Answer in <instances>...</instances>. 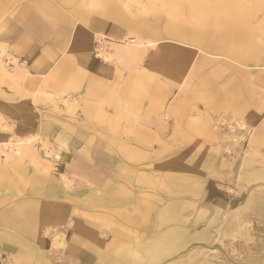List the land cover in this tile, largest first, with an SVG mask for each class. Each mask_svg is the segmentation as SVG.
Segmentation results:
<instances>
[{"label": "rangeland", "instance_id": "374dc122", "mask_svg": "<svg viewBox=\"0 0 264 264\" xmlns=\"http://www.w3.org/2000/svg\"><path fill=\"white\" fill-rule=\"evenodd\" d=\"M40 1L41 0H0V33L3 32L6 24L15 22H20L25 27L26 24L30 22L31 25L37 28V24L35 25V23L30 20L31 17L29 16L31 15L29 12L33 10L32 6L35 2ZM180 1L182 0H112L114 5L106 9L105 14L102 16L98 14H89L88 11L93 6H88L87 2H83V0H73V4L69 5L71 8H68L67 4L64 5L57 1L53 2L57 10L67 15L66 29L68 31L66 34L69 33L70 35L67 50L60 53V56H58L56 60L57 62L53 66L55 67V65L63 59L64 52L71 55L70 53L73 52L72 50L74 49L70 47L71 42L73 43L72 40L81 39V43L89 46V55L102 67H105L107 78L104 83L107 85L103 87V90H92L88 92L85 88L86 84H82L79 88L66 89V87L62 85L69 79L63 78L61 79V86L48 85L46 88L39 89L40 91L38 90L39 92H37L36 89H32L29 85L26 86L24 84L26 95L22 100L27 104L26 110L17 107L20 106L18 104H14V107H11L13 109H10V100L0 99V137L4 135L0 138V162L3 161L0 163V184L8 188V190H6L7 196L5 199L8 203L4 206L11 204L12 202L10 200H17L21 197L34 195L36 190L39 191L38 188L42 186L45 176L53 167V162H47L48 158L43 155L46 149L41 147L37 154L40 161H44L40 162V166L32 163V161L27 158L23 159L19 167L14 165L16 170L14 169L15 171L13 173L20 176L18 182L13 180L10 174L12 172H10V169L8 170L9 164L7 161L14 164L15 160H19L18 155L15 153L17 144L32 140L33 144L37 145V143L40 144L43 141V135L33 131V129L37 128L36 121H34L35 119L33 117L38 119V117L42 118L43 116H47L50 119L59 118L66 122H72L75 118L82 117V106L90 104L94 111L90 117L85 119L87 126H83V128L85 127L90 134H92L90 141H92L94 137L100 139L108 153L112 154L109 156L115 159L114 169L106 180L92 182L90 184L91 190L83 197L67 198L72 209V215L68 219L67 225L73 230L76 226L82 225L83 229H81V231L76 232L74 230L79 240L75 243L69 242L66 240L65 234L61 232V229L56 228L59 230H54L52 244L48 249V256H46L42 250H38L37 246L33 245L36 248L35 250L38 251L37 256H34L38 264H84V261L88 260L89 256L94 253V244L100 246L101 241H105L106 245H104L103 248L108 250L112 245L115 246L119 242L126 240L129 235L139 238L145 237L153 228L149 229V226H146L144 221H140V217L142 215H147L148 218H152V198L157 196L165 198L175 197L169 189V184L174 183V181L176 183L187 181L188 184L203 185L200 193H198L199 195H190V198L188 194H182L176 197H189L192 201L199 200L202 202L207 200L209 202H214L216 207H213V210L215 213L218 212V214H214L215 220L213 223L209 224L210 226H204L202 220V222L197 223L198 225L195 224L189 228V233L191 235L190 241H192L189 242V248L198 247L206 253L209 252L208 254L210 255L208 256L209 258H207L204 257L205 253H199L197 254L198 256L196 255L198 258L194 255L193 259L190 260L191 262L198 263V259H202V257L204 260L206 258L208 260L210 259L211 262L216 261L215 263L218 262L221 264L225 262L229 264H255L257 261L258 263L264 261V205L258 197L260 191H252L255 185L254 182V184L249 183L248 186L238 180V172L243 164L242 159L248 162L253 161V163H255V161L257 163L264 162V53L257 51L256 57H258L259 60L251 61V59L247 60V56L238 54L235 56V53L230 51L231 49L241 50L242 52L249 50L246 45H255L253 47L257 49L264 46V4H258V0H236L235 4L238 2V6H243L245 3L251 5L255 3L254 5L257 6V9L253 8L257 16L254 15L252 17V23L247 27L253 30L243 35V42L242 40H235L232 37V40L229 38L228 42H226L227 51L222 53L219 52L218 54L214 52L215 50H213V48L211 49L212 51L206 49V46L209 44V42L206 41L217 40L216 38H218L221 32V34L231 33L233 35L234 33H240L244 28H231L230 31H228L224 29V27L213 25L215 24L213 22L214 16L218 14L225 0H190L195 1V3L186 8L183 7L189 0H183L185 3L182 8L178 7ZM89 2L90 0H88V3ZM198 4L200 6H198ZM94 7L98 8L97 6ZM73 8L75 11H72L74 10ZM197 8L199 11L196 10ZM113 9H116L122 16L126 17L128 20H132V22L144 21L152 28L150 32L142 31L143 36H141L148 39L147 46L144 48L143 54L131 62L123 63V60H121L119 63H116L115 61H109L103 58L98 53L102 50L108 51L111 49L110 46H108L110 42L121 43L123 38H134L135 35L130 33L125 26L123 27V25L116 23L114 26L115 30L103 31L98 30L93 24H87L91 20L101 17L110 19L115 23L113 19L108 18L109 15L115 16L114 13H110ZM68 10H71V12L69 13ZM174 10L176 11V15L172 14ZM193 11H196L197 16H194ZM198 12H201V14ZM38 16L41 15L38 13ZM193 17H200L202 18L200 20L203 21L199 24H195ZM205 18H207V20ZM259 20L263 22H258ZM44 23H46V21H44ZM171 23L176 27L186 28L200 33L203 37V41L196 44L169 34L167 29L168 26H171ZM48 27L49 26H46L44 31L38 28L36 31L38 34L43 33L45 35H51L52 29ZM244 30L247 29L245 28ZM256 35L257 38L255 37ZM60 38L58 40H60ZM252 38L254 39L252 40ZM5 46L6 51L10 53L8 45L5 44ZM220 54H222V56ZM224 55L226 57H224ZM207 56H211L212 60L210 61ZM238 56L240 57L235 59V57ZM16 58L20 60L18 57ZM204 58H207V62ZM3 59L6 62V68L11 71L10 68L12 64L9 56H5ZM204 61L206 63H204ZM216 63L219 65L213 67L217 65ZM116 66L118 68L121 66V70L119 69L121 74L117 72V75V73H115ZM221 66L224 68H218ZM176 75L177 77H175ZM118 76L119 79L116 78ZM26 81H29V79L23 82L26 83ZM41 83L43 84L45 82L42 81L39 84ZM210 83L213 84L211 85ZM212 86L214 89L210 88ZM36 88L38 89V87ZM14 89L15 86L8 76L0 77V90L15 95V92L18 91H14ZM137 92H139L140 95ZM63 96H65V98L67 97L69 101L71 99L77 101L76 110L74 108L73 110H66L68 109L67 107L65 111L57 109L56 106L59 107L63 104ZM162 100L165 105L162 110L166 113V116H162L164 125H160L153 119L156 113L152 110L149 111L148 108L151 103L158 105L162 103ZM5 104L7 107H5ZM32 107L38 108V110L33 111L31 109ZM30 116V123L27 122V127L22 129V126H16L17 122L20 125H24V119ZM221 117L226 118L230 124L234 125V130L237 131V137L229 136V127L221 121ZM242 119L243 122L250 126L251 134L254 133L256 129L257 131L259 130L252 141L251 138L249 139L250 136H242L245 134V130L240 129L236 125L241 122ZM215 122L219 125L215 124ZM223 124L226 125V127ZM73 127L75 126L73 125ZM25 130L32 132L26 133ZM28 137L30 138L28 139ZM259 137H261V139ZM235 141H238V144ZM50 145L52 146V144ZM124 146L126 147L124 148ZM58 149L59 148H53L52 150ZM127 150L129 151L128 155ZM2 151L5 152V155ZM84 151L86 152L85 149ZM87 153L88 152H86V154ZM138 154L142 158L136 159L134 157H138ZM129 156L131 160L128 159ZM4 158L7 160L4 161ZM56 158H60L59 154L56 155L55 159ZM198 159L200 162L198 161V163H196ZM4 163H6L8 171L5 169ZM191 163L194 164L191 165ZM203 163H205V165ZM24 165L30 166L32 170H25L23 168ZM191 169L192 171L189 175ZM175 174L176 176H174ZM140 176L146 177V182L141 180ZM154 177L156 178L154 179ZM184 177L187 179H184ZM150 178L151 181H149ZM170 178L173 179L170 180ZM7 179L13 180L14 184L16 182L12 189L8 187L10 184L8 183L7 185V182H9ZM191 179L194 183L190 182ZM65 182L66 186H69L68 184L71 183V180L66 178ZM150 194H152L151 197ZM216 196H221V201L219 199L215 201ZM254 199L255 201H253ZM243 205L244 207H242ZM4 206H0V209ZM193 206H186L182 211V213H184L183 216L187 217V219H193L195 216L193 213L198 212L197 207L195 205ZM234 209H236L235 212L233 211ZM241 210H244L243 213ZM226 213L228 216H225ZM229 213L233 217L229 216ZM140 214L141 216H139ZM223 215L225 216L224 218L222 217ZM235 217H238L237 221H234ZM225 218L227 220H225ZM228 218L233 220L230 222ZM238 221L239 223L241 222L240 226L243 227L244 230L237 226ZM156 224V227L159 228L160 226H158L159 222L157 220ZM199 224L200 227H204L203 230L207 231L204 232L205 235L201 233L203 237L196 232L197 227L199 228ZM226 229H231L233 232L236 230V233H232L231 231L227 233ZM241 230L248 231L250 234L243 233ZM211 232H213V234H211ZM56 233H58L59 236H57ZM196 233L199 235H195ZM226 234L228 235L226 236ZM194 236L196 241L193 239ZM214 237H217L215 238L216 240ZM201 239L203 240L201 241ZM182 252L183 255L186 254V251L183 250Z\"/></svg>", "mask_w": 264, "mask_h": 264}, {"label": "bare ground", "instance_id": "6f19581e", "mask_svg": "<svg viewBox=\"0 0 264 264\" xmlns=\"http://www.w3.org/2000/svg\"><path fill=\"white\" fill-rule=\"evenodd\" d=\"M57 2H60V3H63L64 5L67 4L68 8H71L69 7V5H72L73 4V0H56ZM54 0H41L40 2H35V4L32 6V9L34 10L33 11V15L31 16L30 20L33 21L35 23V25L37 24V28L40 30L42 29L43 31L45 30L46 26H49L51 27V35L49 36V38L51 39V37L53 38V40H57L58 37H59V34L62 35V34H66V30H63V28L66 29L67 27V15L59 10H57L55 4L53 2H56ZM77 1V0H76ZM201 1V0H200ZM248 1V0H247ZM255 1V0H254ZM83 2H87V5L92 7L90 8V10L88 11L89 14H92V15H95V14H98V15H104L105 14V10L108 9L109 7H111L112 5H114V2H112V0H90V2L88 3V0H83ZM244 2V1H243ZM258 4H264V0H258L257 1ZM165 3V2H164ZM185 2L180 1L178 3V7L182 8L183 5H184ZM193 3H195V1H188L186 2V4L184 5L183 8H186L187 6H191ZM199 3V2H198ZM236 3V0H225V2L223 3L222 5V8L219 9V12L216 16H214V23L213 24L214 26H219V27H224V29L230 31L231 28H239V27H244L243 30H241L240 33H234L233 35L231 33H224V34H221L218 36V38H216L217 40H214V41H206V42H209V44L206 46V43H205V46H206V49L208 51H210L212 48L213 50H215L214 52H217L219 54V52H226L227 51V45H226V42H228V39L231 37L234 38L235 40H242L243 42V39H244V34L246 33H249L251 32V30H253L252 28H247L252 22V17L254 15H256V11L255 9L253 8H256L257 9V6L256 5H251V4H245L243 6H238L237 4H239L237 2ZM253 3V2H252ZM220 4V3H219ZM243 4V3H242ZM30 5V4H29ZM155 5V4H154ZM216 5V4H215ZM238 7H237V6ZM75 6V5H74ZM77 6V5H76ZM94 6H97L98 8H95ZM177 6V5H176ZM198 6H200L198 4ZM28 7V6H27ZM78 7V6H77ZM76 7V8H77ZM215 7V6H214ZM29 8V7H28ZM81 8V7H80ZM64 9V8H63ZM74 9V8H73ZM214 9V8H213ZM81 10V9H80ZM103 10V11H101ZM140 10V8H139ZM197 11L198 8L196 9ZM201 10V9H200ZM212 10V9H211ZM67 11V10H66ZM69 11V10H68ZM72 11H75L72 10ZM101 11V12H100ZM186 11V10H185ZM71 12V10L69 11V13ZM212 12V11H211ZM38 13L41 15V16H38ZM80 13V12H78ZM86 13V12H85ZM110 13H114L115 16H111L109 15L108 18H111L115 21V23H119L121 25H123V27L125 26L126 29H128L130 31V33H133L135 36L134 38H131V39H128V38H123L122 39V42L121 43H115V42H110L108 46H110L111 49H109L108 51H99L98 53L105 59L109 60V61H115L116 63L120 62L121 60H123V63L125 62H131L133 61L135 58L137 57H140L143 52H144V48L147 46V43H148V39L145 38V37H142L143 36V32H146V31H151L152 28L149 27L148 23L147 22H144V21H138V22H132V20H128L126 17L122 16L116 9H113V11H111ZM142 13V12H141ZM194 13V16H197L196 14V11H193ZM199 14H201V12H198ZM213 13V12H212ZM77 14V13H75ZM88 14V15H89ZM173 15H176V11L174 10ZM171 14V15H172ZM81 15V14H80ZM83 15V14H82ZM183 15V14H181ZM75 16V15H74ZM257 16V15H256ZM262 16V15H261ZM264 16V14H263ZM78 17V16H77ZM81 17V16H80ZM85 17V16H84ZM82 17V18H84ZM202 18H203V15H202ZM200 17H193L194 19V22L195 24H199L201 21L203 20H200L202 19ZM259 18V17H257ZM76 19V18H75ZM81 19V18H80ZM207 20V18H205ZM260 19V18H259ZM46 21V23H44V21ZM77 20V19H76ZM87 20V19H85ZM80 21V20H79ZM149 21V20H148ZM209 21V20H208ZM255 21V19H254ZM262 20H259L258 22H260ZM264 21V20H263ZM262 21V22H263ZM76 23V21H75ZM150 23V22H149ZM184 24V23H183ZM205 24V23H204ZM212 24V23H211ZM263 24V23H261ZM171 26H168V29H167V32H169V34H172V35H175L177 36L178 38H181V39H186V40H189L191 42H194V43H200L201 41H203V37L200 33L198 32H194V31H191V30H188L186 28H181V27H176L175 25H173V23L170 24ZM193 25V24H192ZM151 26V25H150ZM194 26V25H193ZM255 26V25H254ZM48 27V28H49ZM153 27V26H152ZM191 27V26H190ZM61 28V29H59ZM155 28V27H154ZM195 28V27H194ZM247 29V30H244V29ZM259 28V27H258ZM217 29V28H216ZM215 29V30H216ZM219 29V28H218ZM235 30V29H234ZM257 30V29H256ZM141 31V32H140ZM206 31V29H205ZM234 32V31H233ZM257 32V31H255ZM259 32V30H258ZM214 33V31H213ZM219 33V32H218ZM217 33V34H218ZM212 34V33H211ZM216 34V33H215ZM142 35V36H141ZM145 35V34H144ZM248 36V34H247ZM257 38V35L255 36ZM211 38V37H210ZM255 38V39H256ZM254 38H252L253 40ZM249 40V39H248ZM258 41V40H257ZM241 42V44H242ZM249 42V41H248ZM254 42V41H253ZM230 43V42H229ZM235 43V42H234ZM228 44V43H227ZM238 44V43H237ZM248 44V43H247ZM257 45V44H256ZM248 46L249 50H245V51H241V50H235V49H231L230 51L235 53V56L238 55H241V56H247V60H250L251 61H255V60H259L257 56V51L259 52H262L264 53V46H261L259 49L257 48H254L253 46L251 45H246ZM5 47L2 43H0V77H4V76H8L10 78V80L12 81L13 84H16V86H20V83H22L23 85L25 84L26 86H30L32 87V89H36L37 92H39L40 90L39 89H43V88H46L48 86V83L49 81H52L53 83L56 82L58 80V74L59 73H63L65 71H69L73 68H76L75 67V64L74 62H70V61H66V63L62 66H58L56 68V72H54L53 76L48 79H45L43 80V82L45 83H41V84H35V83H31L29 81H26L23 82L24 80H26L28 77H29V73L28 71L24 68V67H21L20 66V63H18V61L13 58V57H10V55H8V53L6 52L5 50ZM109 48V47H108ZM180 48V47H179ZM195 48V47H194ZM205 48V47H204ZM185 49V48H184ZM203 49V48H202ZM67 50V48H66ZM173 50V49H172ZM244 50V49H243ZM180 51V50H179ZM205 51V50H204ZM212 51V50H211ZM178 52V51H177ZM184 52V50H183ZM181 52V53H183ZM198 52V51H197ZM207 52V51H206ZM253 52V53H252ZM166 53V52H165ZM172 53V51H171ZM179 53V52H178ZM213 53V52H212ZM185 54V53H184ZM208 54V53H207ZM206 54V55H207ZM232 54V53H231ZM170 55V54H169ZM212 55V54H210ZM222 56V54H220ZM5 56H9L10 58V61H11V64H12V67L10 68L11 71H9L7 68H6V62L4 61L3 57ZM163 56V55H162ZM178 56V55H177ZM219 56V55H217ZM176 57V56H174ZM211 56H207L208 59H210V61L212 60V57L210 58ZM224 57H226L224 55ZM240 56L238 57H235V59H238ZM171 58V57H170ZM178 58V57H177ZM180 58H181V55H180ZM183 58V57H182ZM186 58V57H185ZM206 58V59H207ZM205 59V58H204ZM205 59V61L207 62V60ZM219 59V58H218ZM180 60V59H179ZM214 60V59H213ZM232 60V59H231ZM178 61V60H177ZM182 61V60H181ZM180 61V63H181ZM204 61V63H206ZM209 61V60H208ZM209 61V63H210ZM216 61V60H215ZM214 61V62H215ZM220 61V60H219ZM228 61V60H227ZM194 62V61H193ZM197 62V61H196ZM229 62V61H228ZM250 62V61H249ZM246 63V62H245ZM217 64V63H216ZM239 64V63H238ZM243 64V63H242ZM247 64V63H246ZM207 65V64H205ZM204 65V66H205ZM219 64H217L216 66L212 65L213 67H217ZM241 65V64H240ZM245 65V64H244ZM25 66V65H24ZM117 67V66H116ZM115 67V73H120V67L116 68ZM170 67V66H169ZM198 67V66H197ZM209 67V66H208ZM172 68V67H171ZM203 68V67H202ZM218 68H224L223 66L221 67H218ZM120 69V70H119ZM194 69V67H193ZM212 69V68H211ZM78 70H81V68H77V69H74V71H78ZM223 70V69H222ZM179 71V70H178ZM224 71V70H223ZM246 71V70H245ZM244 71V72H245ZM216 72V71H215ZM214 72V73H215ZM114 73V74H115ZM117 73V75H118ZM180 73V72H179ZM75 74V73H74ZM69 75L71 78L72 81H79V79L81 80V76L78 77L77 75ZM121 74V73H120ZM119 74V76H120ZM210 74V73H209ZM116 75V76H117ZM211 75V74H210ZM119 76L116 77L119 79ZM68 77V76H67ZM112 77V76H111ZM177 77V75L175 76ZM242 77V76H241ZM115 78V76H114ZM175 79V78H174ZM190 79V78H189ZM70 80V81H71ZM208 80V79H207ZM71 81V82H72ZM243 81V80H242ZM42 82V81H41ZM75 82H72V83H75ZM182 82V80H181ZM212 82V81H211ZM239 82V81H238ZM246 82V81H245ZM248 82V81H247ZM81 83V82H80ZM98 83V82H96ZM170 83V82H169ZM214 83V82H213ZM213 83H210L211 85ZM217 83V82H216ZM78 84V83H76ZM192 84V83H191ZM215 84V83H214ZM247 84V83H246ZM94 84H90L89 88H91ZM96 85V84H95ZM98 85V84H97ZM182 85V84H181ZM187 85V84H186ZM209 85V84H208ZM242 85V83H241ZM68 86V85H67ZM81 86V85H80ZM175 86V85H174ZM173 86V87H174ZM38 87V89L36 88ZM71 87V86H70ZM75 87L77 88V86L75 85ZM96 87V86H95ZM217 87V86H215ZM236 87V86H235ZM210 88H213L210 87ZM16 89V88H15ZM14 89V91H15ZM107 89V88H106ZM214 89V88H213ZM217 89V88H216ZM234 89V88H233ZM20 90V89H19ZM39 90V91H38ZM143 90V89H142ZM145 90V89H144ZM239 90V88H238ZM20 91H23V90H20ZM204 91V90H203ZM44 92V90H43ZM63 92V91H62ZM113 92V91H111ZM143 92V91H142ZM145 92V91H144ZM219 92V91H218ZM221 92V91H220ZM42 93V92H41ZM139 94V92H137ZM167 93V92H166ZM17 94V93H15ZM46 94V93H45ZM114 94V93H113ZM229 94V93H228ZM140 95V94H139ZM167 95V94H166ZM175 95V94H174ZM179 95V94H178ZM155 96V95H154ZM162 96V95H161ZM229 96V95H228ZM242 96V95H241ZM141 97V96H140ZM146 97V96H145ZM238 97V96H237ZM239 97H240V94H239ZM107 98V97H106ZM114 98V97H113ZM162 98V97H161ZM63 101L62 103L68 108L66 110H73V108L75 109L77 107V101L76 100H68V98H62ZM105 99V98H104ZM143 99V98H142ZM240 99V98H239ZM59 100V99H58ZM224 100V99H223ZM234 100V99H233ZM236 100V99H235ZM104 101V100H103ZM102 102V101H101ZM106 102V101H105ZM160 102V101H158ZM138 103H139V100H138ZM202 104V103H201ZM63 105V106H64ZM206 105V104H205ZM138 106V105H137ZM192 106V105H191ZM229 106V105H228ZM245 106V105H244ZM132 107V106H131ZM165 105H164V102L162 100V103L158 104V105H155L153 103H151L148 108H149V111L152 110L153 112H155L154 116L155 118H153L155 121H157L160 125H164V120L162 119V116H166V113H164V111L162 110V108H164ZM65 108V107H64ZM261 109V107H260ZM263 109V108H262ZM76 110V109H75ZM259 110V109H258ZM247 111V110H246ZM262 112V111H261ZM71 113V112H70ZM122 113V111H121ZM151 113V112H150ZM1 114V113H0ZM107 114V113H106ZM116 114V113H115ZM260 114V113H259ZM122 115V114H121ZM225 117V116H224ZM222 118L221 121H223L228 127H229V136H236L237 134V131L234 130V125L230 124L226 118ZM101 119V117H100ZM148 119V118H147ZM230 119V117H229ZM152 120V119H151ZM153 120V121H154ZM101 121V120H100ZM32 122V121H31ZM222 122V123H223ZM239 122V121H238ZM30 123V122H29ZM156 123V122H155ZM212 124V122H211ZM215 124H218L215 122ZM2 125V124H1ZM7 125V124H6ZM219 125V124H218ZM224 125V124H223ZM226 125H224L226 127ZM237 127H239L240 129H244V133L242 136L246 135L247 137H249V139L251 138V141L255 138V136L257 135L258 131L257 129L255 130L254 133L251 134V129H250V126L247 125L245 122H243V119L241 122L237 123L236 124ZM1 127V126H0ZM216 127V125H215ZM3 128V127H2ZM6 128V127H5ZM34 128V127H33ZM236 128V126H235ZM237 129V128H236ZM7 130V128H6ZM216 130V129H215ZM218 130V129H217ZM240 131V130H239ZM94 132V131H93ZM9 133V132H8ZM215 133V132H214ZM218 134V133H217ZM221 134V133H220ZM239 134V133H238ZM241 134V133H240ZM262 134V133H261ZM4 136V135H1V137ZM7 136V135H6ZM92 136V135H91ZM225 136V135H224ZM0 137V138H1ZM8 137V136H7ZM219 137V136H218ZM237 137V136H236ZM30 137H28L29 139ZM227 138V137H226ZM231 138V137H230ZM229 138V139H230ZM245 138V137H244ZM261 139V137H259ZM258 138V139H259ZM221 139V138H220ZM228 139V138H227ZM233 140V139H232ZM239 141V140H238ZM237 141V142H238ZM259 141V140H258ZM36 142V141H34ZM232 142V141H230ZM234 142V141H233ZM236 142V141H235ZM236 142V143H237ZM230 144V143H229ZM238 144V143H237ZM248 144V143H247ZM256 144V143H255ZM126 145V144H125ZM128 145V144H127ZM132 145V144H131ZM251 145V143H250ZM257 145V144H256ZM119 146V145H118ZM133 146V145H132ZM254 146V145H253ZM4 147V146H3ZM45 148L46 150L43 152L48 159L47 162H53L54 160V157L58 154V150H52L53 147L46 141H42L40 144L37 143L36 144H33V141L32 140H28L27 142L25 143H22V144H17V148L15 149V153L18 155V161L15 160L14 164H12L11 162L7 161V163L9 164V168L6 167V163L5 164V169L8 170L10 169L12 173H10L12 175V178L13 180L16 182H18V179L20 176H17L15 173H13L16 168L14 167V165L16 166H20L21 162L23 161L24 158H27L29 159L30 161H32V163L34 164H38L39 166L41 165L40 162L41 161H44V160H41L39 159L38 157V150L39 148ZM126 146H124L125 148ZM251 147V146H250ZM12 148V147H11ZM60 148V147H58ZM136 148V147H135ZM227 148V147H226ZM248 148V147H247ZM253 148V147H252ZM251 148V149H252ZM131 149V148H129ZM10 150V149H9ZM14 150V149H13ZM120 150V149H119ZM134 150V149H133ZM228 150V148H227ZM239 150V149H238ZM126 151V149H125ZM244 151V150H243ZM247 151V150H246ZM4 152V151H2ZM128 150H127V155H128ZM136 152V151H135ZM238 152V151H237ZM263 152V151H262ZM13 153V152H12ZM132 153V152H130ZM249 153V151H248ZM259 153V152H258ZM257 153V154H258ZM5 155V152L3 153ZM137 154V153H136ZM3 155V156H4ZM131 155V154H130ZM238 155V154H237ZM263 155V154H262ZM126 156V155H125ZM132 156V155H131ZM136 159H139V158H142L141 156H139L138 154V157L134 156ZM131 157L129 156L128 159H130ZM254 158V157H253ZM5 159V158H4ZM3 160V159H2ZM7 159H5L4 161H6ZM131 160V159H130ZM195 160V158H194ZM207 160V159H206ZM249 160V159H248ZM29 161V162H30ZM199 159L196 161V163H198ZM3 162V161H1ZM0 162V163H1ZM172 162V161H171ZM200 162V161H199ZM204 162V161H203ZM242 166L238 172V180L240 182H242L243 184H249V183H255V185L253 186L252 188V191H255V192H258V190L260 191V194H258V197L261 199V203H263L264 205V162H260V163H257L255 161V163H253V161H243L242 159ZM241 162V163H242ZM31 163V162H30ZM31 163V164H32ZM195 163V162H194ZM194 163H191L194 164ZM202 163V162H201ZM206 163V162H205ZM205 163H203L205 165ZM211 163V162H210ZM233 163V162H232ZM3 164V165H4ZM53 164V163H52ZM200 164V163H199ZM207 164V163H206ZM174 165V164H173ZM198 165V164H197ZM202 165V164H201ZM200 165V166H201ZM176 166V165H175ZM195 166V165H193ZM199 166V167H200ZM234 166V165H233ZM3 167V166H2ZM186 167V166H185ZM198 167V166H197ZM203 167V166H202ZM206 167V166H205ZM15 169V170H14ZM183 169V168H182ZM195 169V168H194ZM7 170V171H8ZM130 170V169H129ZM184 170V169H183ZM198 170V169H197ZM201 170V169H200ZM121 171V170H120ZM180 171V170H179ZM191 171L192 169L190 170V173L189 175L191 174ZM132 172V171H131ZM134 172V170H133ZM196 172V171H195ZM195 172H192V173H195ZM199 172V171H198ZM9 175V176H11ZM170 175V174H169ZM173 175V174H172ZM185 175V174H184ZM187 175V174H186ZM193 175V174H192ZM200 175V174H199ZM198 175V176H199ZM176 176V174L174 175ZM197 176V175H195ZM231 176V175H230ZM124 177V176H123ZM125 177L127 178V176L125 175ZM124 177V178H125ZM168 177V175H167ZM187 177V176H185ZM184 179H187L185 178ZM191 177V176H190ZM194 177V176H193ZM200 177V176H199ZM141 180H143L144 182H146L145 180H147L146 177H143V176H140ZM149 178V177H148ZM156 177H154L155 179ZM122 179V178H121ZM173 179V178H170V180ZM176 179V178H175ZM174 179V180H175ZM196 179V177H195ZM204 179V178H203ZM233 179V178H232ZM8 180V179H7ZM13 180L9 179L7 182V185L8 183L10 185H8V187L10 189H12L15 184L13 183ZM158 180V179H156ZM165 180V179H164ZM169 180V179H168ZM202 180V179H201ZM151 181V178L150 180ZM162 181V180H161ZM189 181V180H188ZM197 181V179H196ZM200 181V180H199ZM204 181V180H203ZM126 182V181H125ZM172 182V181H170ZM178 182V181H177ZM190 182L192 183L193 180L191 179ZM166 183V182H165ZM194 183V182H193ZM201 183V182H200ZM253 183V184H254ZM4 184V183H3ZM123 184V183H122ZM131 184V183H130ZM133 184V183H132ZM153 184V182H152ZM169 184V183H168ZM202 184V183H201ZM239 185V184H238ZM242 185V184H241ZM125 186V185H124ZM123 186V187H124ZM163 186V185H162ZM165 186V185H164ZM169 189L170 191L172 192L174 196L172 197H169V198H165V197H160V196H157L155 198H152V210H151V214H152V218H148L147 215H142L141 214L139 216L140 217V221L141 222H145L146 226H149V229L153 228V230L147 234L145 237L143 238H139V237H136V236H131L129 235V237L124 240L123 242H119L117 245L115 246H111L110 249H104L103 246L106 245V242L105 241H101V245H97V244H94V253L89 256V259L84 261L83 263L84 264H221V263H215L216 261L214 262H211L210 259H206L205 260L201 258L198 259V263H193L190 261L193 259V256L199 254V253H205L204 257H207L209 258L208 256H210L208 253H206L205 251H202L200 250V248L198 247H194V248H189V242H192L190 241V233H189V228L199 222H204V226H208L209 224L213 223L214 220H215V217H214V214H218L214 212L213 210V207H216V204L214 202H209V201H199V200H191L189 199V197L187 198H183L181 196L180 197H176L177 195H184V194H188L189 196L192 195H197L198 193H200L201 189H202V186L203 185H198V184H188L187 181H184V182H181V183H176L174 181V183H170L169 184ZM249 186V185H248ZM118 187V186H117ZM120 187V185H119ZM122 187V188H123ZM246 187V186H244ZM126 188V187H125ZM167 189V190H169ZM6 190H8L7 186L5 185H1L0 184V206H4L5 204H7L8 202L5 200L6 199ZM119 190V189H118ZM125 190V189H124ZM122 190V191H124ZM240 190V189H239ZM249 190V189H248ZM244 191V190H243ZM251 191V192H252ZM120 192V191H119ZM254 192V193H255ZM252 193V194H254ZM248 194V193H247ZM256 194V193H255ZM152 194H150V197H151ZM154 195V194H153ZM166 195V193H165ZM199 195V194H198ZM251 195V194H250ZM162 196V195H161ZM168 196V195H167ZM247 196V195H246ZM249 197V196H248ZM191 198V196H190ZM88 199V198H87ZM150 199V198H149ZM220 200L222 199L221 196H216L215 197V201L216 200ZM151 200V199H150ZM148 200V201H150ZM11 202H14L15 200H10ZM221 201V200H220ZM255 201V199L253 200ZM113 202V201H112ZM145 202V201H144ZM218 202V201H217ZM148 203V202H147ZM254 203V202H253ZM252 203V204H253ZM195 205L197 207V213H193L195 216L193 219H187V217L183 216L184 213H182L183 209L187 206V207H190V206H193ZM232 204V203H230ZM256 204V203H255ZM260 204V203H258ZM190 205V206H189ZM262 205V204H260ZM235 206V205H234ZM256 206V205H255ZM194 207V206H193ZM237 207V206H235ZM234 207V208H235ZM244 207V205L242 206ZM226 208V207H225ZM239 208V207H237ZM145 209V208H144ZM149 209V208H148ZM217 209V208H216ZM221 209V208H220ZM236 209H234L233 211L235 212ZM238 210V209H237ZM148 211V210H147ZM219 211V210H218ZM230 211V210H229ZM228 211V212H229ZM242 211V210H241ZM244 211V210H243ZM242 211V213H243ZM142 212V211H141ZM144 212V211H143ZM227 212V211H226ZM232 212V211H230ZM239 212V211H238ZM241 213V212H240ZM241 213V214H242ZM121 214V212H120ZM230 214V213H229ZM234 214V213H233ZM257 214V213H256ZM259 214V212H258ZM227 215V213L225 214V216ZM235 215V214H234ZM150 216V215H149ZM188 216V214H187ZM218 216V215H217ZM216 216V217H217ZM224 215L222 216L223 218L225 217ZM228 216V215H227ZM231 216V214L229 215ZM248 216V215H247ZM260 216V214H259ZM233 217V216H231ZM136 218V217H135ZM189 218V217H188ZM236 218V219H235ZM234 218V221L236 220L237 221V218L238 217H235ZM244 218V217H243ZM242 218V219H243ZM107 219V218H106ZM230 219V218H228ZM241 219V218H240ZM156 220L159 222V225L160 226L159 228L156 227ZM225 220H227L225 218ZM223 220V221H225ZM233 220V219H232ZM230 219V222L232 221ZM222 221V222H223ZM233 221V222H234ZM241 221V220H239ZM237 223V226H239L240 229H243V227H241V222ZM244 221V220H243ZM246 221V219H245ZM245 221H244V224H245ZM251 221V220H250ZM264 221V220H263ZM227 222V221H225ZM229 222V221H228ZM234 223V224H236ZM215 224V223H214ZM221 224V222H220ZM198 225V224H197ZM224 225V224H223ZM210 226V225H209ZM218 226V225H217ZM216 226V228H217ZM244 226V225H243ZM156 227V228H155ZM222 227V226H221ZM224 227V226H223ZM247 227V225H246ZM155 228V229H154ZM204 227H200V224H199V228L197 227L196 229V232L200 234V236L202 234H204V232H207L205 230H203ZM206 228V227H205ZM208 228V227H207ZM215 228V227H214ZM228 228V227H226ZM82 228V225H78L74 228V230L76 232H79L81 231ZM148 229V230H149ZM222 229V228H220ZM240 229H239V233H240ZM207 230V229H206ZM215 230V229H214ZM217 230V229H216ZM227 230V233L228 231L230 232L231 229H226ZM238 230V229H237ZM244 230V229H243ZM246 230V229H245ZM146 231V230H145ZM209 231V230H208ZM219 231V230H218ZM224 231V230H223ZM236 230H234L235 232ZM242 231V230H241ZM226 232V231H224ZM232 233L233 230L231 231ZM243 233H249L248 231H242ZM60 233V232H59ZM90 233V232H89ZM146 233V232H145ZM144 233V234H145ZM195 234V235H199V234ZM202 233V234H201ZM236 233V232H235ZM238 233V232H237ZM57 236L58 233H56ZM120 234V233H119ZM141 234V233H140ZM210 234V233H209ZM211 234H213V232H211ZM224 234V233H222ZM231 234V233H229ZM250 234V233H249ZM90 235V234H89ZM136 235V234H135ZM139 235V234H138ZM142 235V234H141ZM205 235V234H204ZM228 234H226L227 236ZM233 235V234H232ZM247 235V234H246ZM88 236V235H87ZM222 236V235H221ZM199 237V236H198ZM203 237V235H202ZM205 237V236H204ZM210 237V236H209ZM58 238V237H57ZM197 238V236H196ZM211 238V237H210ZM217 238V237H214V239ZM245 238V237H244ZM195 240V236L193 238ZM207 239V238H205ZM57 240V239H56ZM198 240V239H197ZM203 239H201L202 241ZM209 240V239H208ZM213 240V239H212ZM216 240V239H215ZM196 241V240H195ZM218 241V240H217ZM55 242V241H54ZM207 242V241H205ZM210 242V241H209ZM104 243V244H103ZM100 244V243H98ZM193 244V243H192ZM243 244V243H242ZM203 248V246H202ZM186 251V254H182L183 252L182 251ZM202 251V252H201ZM234 251V250H233ZM182 252V253H181ZM198 256V255H197ZM196 256V257H197ZM195 257V258H196ZM198 258V257H197ZM197 258L195 259L197 261ZM200 260V262H199ZM221 262V261H219ZM224 264H229V263H224ZM255 264H264V261L263 262H259L258 261L255 263Z\"/></svg>", "mask_w": 264, "mask_h": 264}, {"label": "crops", "instance_id": "0c3cea01", "mask_svg": "<svg viewBox=\"0 0 264 264\" xmlns=\"http://www.w3.org/2000/svg\"><path fill=\"white\" fill-rule=\"evenodd\" d=\"M33 11L29 12L31 16ZM87 24H93L98 30L103 31L115 30L114 26L116 25L104 17L95 18ZM36 30L37 28L30 22L26 24V27L20 22H15L6 24L3 32L0 33V42L4 46L8 45L10 51V53L6 51L8 55L15 58L18 63L21 62L20 66L28 71L29 82L39 84L41 80L51 78L58 66L70 61L74 62L77 67L59 73L58 80L54 83L49 81V86H61V79L68 78L69 80L62 85L66 89L76 88L75 85L79 88L80 85L86 84L87 92L103 90V87L107 85L104 83L107 78L106 69L89 55V46L81 43V39L72 40L73 43L71 42L70 47L74 48L73 52L70 53L71 55L64 52L63 59L54 67L60 53L68 47L70 35L69 33L59 34L58 39L61 37L60 40H53L52 37L49 38L50 34H38ZM63 30L68 31L67 29ZM77 68H81V70L74 71ZM68 74L81 76V80L72 81ZM90 84L94 85L89 88ZM14 86L15 91H18L15 92L17 94L12 95L0 90V99H9L10 109H13L11 107H14V104H18L20 106L17 107L26 110L27 104L22 100L26 95L24 85L20 83L19 88L16 84ZM63 105L56 107L58 110L65 111L66 106ZM5 107H7L6 104ZM82 108V117L75 118L72 122H66L59 118L50 119L47 116L38 117V119L33 117L37 125L33 131L43 135L42 140L52 144L54 149L60 147L58 149L60 158L55 159L56 156L54 157L53 167L45 176L42 186L39 187L40 189L38 188L39 191H35L36 194L21 197L0 209V264H38L34 259V256L38 254L34 246H37L38 250H42L48 256L54 230H59L56 228L61 229L69 242L75 243L79 240L78 235L67 225L68 219L72 215L67 198L83 197L91 190L92 182L106 180L115 166V159L109 156L112 154L108 153L103 142L97 137L90 141L92 134L85 127L83 128V126H87L85 119L93 113V108L90 104H85ZM31 109L38 110L33 107ZM30 119L31 116L24 119V125L17 122L16 126H22L24 129ZM69 127L71 129L73 127V129L71 130ZM25 131L26 133L32 132ZM84 149L88 152L87 154ZM23 168L32 170L30 166L26 165ZM64 177L71 180L69 186H66Z\"/></svg>", "mask_w": 264, "mask_h": 264}]
</instances>
